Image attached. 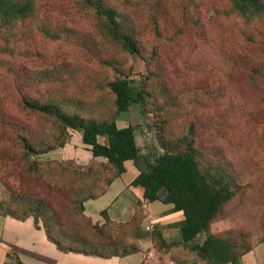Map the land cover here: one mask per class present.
Here are the masks:
<instances>
[{
	"label": "rangeland",
	"instance_id": "obj_1",
	"mask_svg": "<svg viewBox=\"0 0 264 264\" xmlns=\"http://www.w3.org/2000/svg\"><path fill=\"white\" fill-rule=\"evenodd\" d=\"M98 1L139 53L111 34ZM119 77L146 92L127 112L118 111L109 86ZM34 98L85 118L134 124L142 167L165 150H186L192 138L202 169L234 189L210 232L235 244L240 264H264V10L242 13L233 0H32L27 14L0 17V212L22 214L28 200L42 201L39 222L66 245L75 235L79 250L127 251L147 231L143 218L102 225L81 209L113 168L90 165L81 132L28 109L25 100ZM23 134L37 149L42 139L54 148L27 155ZM181 246L185 260L173 256L181 264H210Z\"/></svg>",
	"mask_w": 264,
	"mask_h": 264
},
{
	"label": "trees",
	"instance_id": "obj_2",
	"mask_svg": "<svg viewBox=\"0 0 264 264\" xmlns=\"http://www.w3.org/2000/svg\"><path fill=\"white\" fill-rule=\"evenodd\" d=\"M233 3L235 8L242 13H256L264 10V0H233ZM96 6L97 10L105 15L111 23V34L120 40L129 51L139 53V47L134 39L117 31L113 19V11L105 9L99 1ZM31 10L32 0H0V17L6 20H15ZM109 86L116 94V104L119 112H127L131 106L135 107L145 100L146 92L134 87L126 77L117 78L110 82ZM25 106L32 111H38L51 116L64 130L68 128L79 130L83 142L89 145V149L94 156H104L107 159V162L94 161L93 163L99 162L105 168H113V176L126 172L125 162L133 160L140 168V173L134 178L132 185L143 187L144 198L150 202L160 200L166 204H172L170 210L173 212L183 211V218L177 222L182 244L190 250L195 251L210 264H240L241 253L237 250L235 244L210 232L211 225L224 206V203L233 197L234 189L223 175L213 174L209 170L206 172L202 169L195 147L193 146L192 138L186 137V150H165L156 155L153 161L147 158L146 167H142L141 159L143 155L137 141L136 126L134 124L129 123L125 126H120L118 125V118L103 121L85 118L79 113L66 112L56 101L51 100L43 102L37 98L26 99ZM101 138H103V141ZM21 139L23 147L27 149V155L40 152L36 150L50 152L54 148V143H51V140L42 139L39 143L43 147L37 149L30 142L28 135H21ZM60 144L62 145V141ZM60 161L62 160L60 159ZM77 173L80 176L84 172L79 169ZM113 176L106 180L105 185L112 182ZM93 187H95L93 190L90 189L84 195L81 209L84 215L92 223H95L85 213V201L103 194L106 186L98 188L96 185ZM43 204L42 201H34L32 199L28 200L27 208L29 212H23L22 214H15L9 211L0 213L10 214L21 219L33 216L36 224L40 225L39 217H41V214L37 210L45 213L46 209ZM50 208L52 207L50 206ZM103 214L106 217L105 223H132L138 221V224H140L141 221L140 217L136 216L130 222H113L105 210ZM42 225L46 229L50 239L60 249L65 251L109 257L120 254L126 255L139 249L138 246H135L127 251L121 248V250L115 249L114 251L105 252L103 247L92 245L93 247L90 250H79L75 247L80 242V239L76 238L75 235H71V242L66 245L62 239L55 237L51 233L49 226ZM58 231H61V228ZM202 234H206V236L200 240ZM150 236L152 237L154 246L160 250L169 248L175 244L168 241L164 236L163 226L160 224L155 225ZM119 245L117 243L118 247ZM18 264L22 263L19 261Z\"/></svg>",
	"mask_w": 264,
	"mask_h": 264
},
{
	"label": "crops",
	"instance_id": "obj_3",
	"mask_svg": "<svg viewBox=\"0 0 264 264\" xmlns=\"http://www.w3.org/2000/svg\"><path fill=\"white\" fill-rule=\"evenodd\" d=\"M85 146L89 148V145ZM93 155L90 164L94 161L107 162L104 156ZM125 165L127 171L121 175H114L103 194L85 201V213L95 223L106 222L104 210L113 222H130L139 216L141 221L143 218L142 224L147 231L151 224L162 225L164 236L171 243H175L174 245L163 250L157 249L150 236L151 232L146 231L137 239L138 251L126 255L106 257L65 251L50 239L42 223L36 224L33 216L21 219L0 213V264H18L19 261L22 264H181L173 256L179 255L185 260L186 254L180 248L183 244L177 226V222L183 218V211L173 212L170 210L172 204L160 200L153 202L146 200L143 196V187L132 185V181L140 173L139 168L134 165L133 160H127ZM129 169L131 173L125 177ZM157 202L161 205H155ZM144 209L146 212L151 211V214L144 215ZM160 210L164 215L155 217L154 213ZM152 221L155 223H150Z\"/></svg>",
	"mask_w": 264,
	"mask_h": 264
},
{
	"label": "built area",
	"instance_id": "obj_4",
	"mask_svg": "<svg viewBox=\"0 0 264 264\" xmlns=\"http://www.w3.org/2000/svg\"><path fill=\"white\" fill-rule=\"evenodd\" d=\"M152 223H155L154 221H152ZM154 224H151V227H153ZM153 229V228H152Z\"/></svg>",
	"mask_w": 264,
	"mask_h": 264
}]
</instances>
